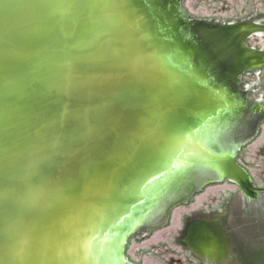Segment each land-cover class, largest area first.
Instances as JSON below:
<instances>
[{
    "label": "water",
    "instance_id": "1",
    "mask_svg": "<svg viewBox=\"0 0 264 264\" xmlns=\"http://www.w3.org/2000/svg\"><path fill=\"white\" fill-rule=\"evenodd\" d=\"M250 99L178 0H0V264H143L138 232Z\"/></svg>",
    "mask_w": 264,
    "mask_h": 264
},
{
    "label": "rangeland",
    "instance_id": "2",
    "mask_svg": "<svg viewBox=\"0 0 264 264\" xmlns=\"http://www.w3.org/2000/svg\"><path fill=\"white\" fill-rule=\"evenodd\" d=\"M178 2L250 99L213 145L235 148V158L254 184L264 186V0ZM250 25L255 27L251 32ZM211 176L194 166L139 230L143 264H197L173 242L184 221L201 211L212 218L227 209L226 222L230 216L242 235L264 242V195L247 204L235 183L209 181ZM168 245L174 260L168 261Z\"/></svg>",
    "mask_w": 264,
    "mask_h": 264
},
{
    "label": "flooded vegetation",
    "instance_id": "3",
    "mask_svg": "<svg viewBox=\"0 0 264 264\" xmlns=\"http://www.w3.org/2000/svg\"><path fill=\"white\" fill-rule=\"evenodd\" d=\"M250 26L251 32L255 27ZM234 159L245 168L235 156ZM248 174L250 175L249 172ZM250 178L252 185L259 190L254 197L245 196L241 191L247 204L257 202L260 196L264 195V186L255 185L251 175ZM214 214L216 216L213 215L212 218H209L211 213L205 211L192 214L184 221L183 228L173 243L188 252L197 264H264V242L252 241L251 235H242V230L236 229L234 224L230 223V216L227 219L229 222H226L229 215L227 209ZM165 250L168 251V261L174 260L170 245ZM177 263L182 264L180 260Z\"/></svg>",
    "mask_w": 264,
    "mask_h": 264
}]
</instances>
